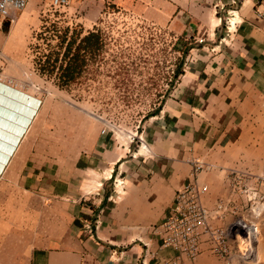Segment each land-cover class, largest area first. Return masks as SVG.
<instances>
[{"label": "crops", "instance_id": "0c3cea01", "mask_svg": "<svg viewBox=\"0 0 264 264\" xmlns=\"http://www.w3.org/2000/svg\"><path fill=\"white\" fill-rule=\"evenodd\" d=\"M84 1L98 11L119 4L202 42L141 124L149 156L132 157L103 116L67 99L7 94L18 105L9 100L0 147V264H264V219H250L259 235L248 258L234 234L221 255L204 232L199 253L177 259L153 229L176 190L196 178V160L208 165L197 175L207 184L201 201L212 229L231 231L233 212L257 206L256 194H264V15L254 0ZM231 7L240 21L219 41L220 16ZM110 171L123 180L117 192Z\"/></svg>", "mask_w": 264, "mask_h": 264}, {"label": "rangeland", "instance_id": "374dc122", "mask_svg": "<svg viewBox=\"0 0 264 264\" xmlns=\"http://www.w3.org/2000/svg\"><path fill=\"white\" fill-rule=\"evenodd\" d=\"M51 19L63 24L81 23L85 29L96 25L105 31L108 43L104 50V64L96 79H88L81 87L63 89L35 69L34 57L44 46L36 34L41 23L44 20L49 23ZM1 28V148L9 133L8 118L12 111L4 104L18 105L7 96L15 89L25 93L43 92L83 106L103 116L117 137H123L125 132L134 131L142 124L148 111L159 105L168 87L171 68L180 53L175 44L176 35L167 27L153 25L112 2L105 3L98 11L95 5L83 0H70L60 7L54 6L51 0H28L23 9L17 10L14 19L1 22ZM259 178L264 179L263 176ZM256 200L257 206L246 205L242 212L234 211L233 223L251 230L252 226L247 223L253 222L259 235V224L250 219H264L261 217L264 194H256Z\"/></svg>", "mask_w": 264, "mask_h": 264}, {"label": "built area", "instance_id": "2783aa9c", "mask_svg": "<svg viewBox=\"0 0 264 264\" xmlns=\"http://www.w3.org/2000/svg\"><path fill=\"white\" fill-rule=\"evenodd\" d=\"M28 0H0V22L4 19H14L15 12L25 7ZM70 0H51V3L56 6H65ZM255 10L259 15H264V0H254ZM240 21L237 8H228L225 12L224 31L225 33L219 37V41L227 42V38L235 32L237 24ZM200 39L199 41H201ZM40 104V102L38 101ZM105 128H102L104 131ZM124 141V147L127 148V141L134 140L136 142L135 149L131 152L132 157L149 156L150 147L145 138L141 124L134 131H127L121 137ZM143 147V151H139ZM194 172L196 178L191 181H186L179 187L170 204L168 213L164 218L153 226L154 231L163 234L162 243L172 247L176 251V258L184 254L190 258H194L200 251L201 235L208 232L214 241L212 248L221 255H225L228 250L226 244V235L234 234L236 247L240 255L245 258L251 257L255 251V242L257 241L258 228L253 222L247 223L252 226L249 230L245 227L232 225L231 231L224 229H212L209 224V218L212 211L208 209L201 201L202 194L207 189V184L199 180L198 173L207 168L202 160L194 161ZM112 171L108 173V178H112ZM264 177V176H263ZM115 191L119 185H122L123 180L114 176L112 178ZM221 203H217L216 208L220 209ZM99 219H97V223ZM240 243L243 246H240Z\"/></svg>", "mask_w": 264, "mask_h": 264}, {"label": "trees", "instance_id": "16d2710c", "mask_svg": "<svg viewBox=\"0 0 264 264\" xmlns=\"http://www.w3.org/2000/svg\"><path fill=\"white\" fill-rule=\"evenodd\" d=\"M171 32L176 35L175 44L179 46L180 53L171 68V76L163 98L157 107L148 111L147 117L159 109L169 88L183 71V64L190 48L202 42L184 34ZM36 36L42 39L44 46L34 57V67L59 88L72 89L77 85L81 87L88 79L98 77L100 67L104 64V50L108 43L107 35L101 27L93 25L85 29L81 23L63 24L51 19L49 23L45 20L41 23ZM34 46L39 47L38 44Z\"/></svg>", "mask_w": 264, "mask_h": 264}, {"label": "water", "instance_id": "95a60500", "mask_svg": "<svg viewBox=\"0 0 264 264\" xmlns=\"http://www.w3.org/2000/svg\"><path fill=\"white\" fill-rule=\"evenodd\" d=\"M224 19H225V12L222 13L221 16H220V24H221V27H222V34L221 35H223L225 33V31H224ZM127 144H128V147H129V151L128 152H129V154H131V152L135 149L136 142L134 140H129V141H127Z\"/></svg>", "mask_w": 264, "mask_h": 264}, {"label": "bare ground", "instance_id": "6f19581e", "mask_svg": "<svg viewBox=\"0 0 264 264\" xmlns=\"http://www.w3.org/2000/svg\"><path fill=\"white\" fill-rule=\"evenodd\" d=\"M12 99V98H11ZM14 100V99H13ZM142 147H140L139 151L141 150Z\"/></svg>", "mask_w": 264, "mask_h": 264}]
</instances>
